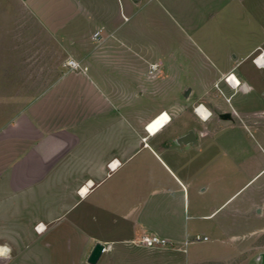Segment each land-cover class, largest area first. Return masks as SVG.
<instances>
[{
    "label": "crops",
    "instance_id": "1",
    "mask_svg": "<svg viewBox=\"0 0 264 264\" xmlns=\"http://www.w3.org/2000/svg\"><path fill=\"white\" fill-rule=\"evenodd\" d=\"M20 1L80 68L64 69L0 127V246L11 249L0 264H170V247L139 245L143 234L184 244L183 261L213 256L191 255L186 246L197 234L220 244V219L210 234L187 220H212L251 178L213 208L190 202L195 175L184 158L200 141L197 135L189 148H177L169 138L194 119L187 72H201L194 73L199 84L208 73L218 80L233 74L244 94L239 103L233 93L234 103L257 99L242 108L264 107V64L253 60L264 56V35L224 64L185 26L233 25L234 4L245 0ZM240 14L243 21L244 10ZM165 25L188 40L171 46ZM95 31L100 35L93 37ZM191 50L201 63L195 68L184 58ZM164 116L170 120L150 132ZM179 116L189 118L168 129ZM111 160L119 162L113 169ZM259 167L254 176L264 173V162ZM225 215L233 220L234 205ZM225 232L221 237L232 234ZM97 242L104 249L90 263Z\"/></svg>",
    "mask_w": 264,
    "mask_h": 264
},
{
    "label": "rangeland",
    "instance_id": "2",
    "mask_svg": "<svg viewBox=\"0 0 264 264\" xmlns=\"http://www.w3.org/2000/svg\"><path fill=\"white\" fill-rule=\"evenodd\" d=\"M233 8V25H185L204 48L211 50L210 57L220 63H224L228 56L232 58L237 48L252 45L264 35V0H245L244 4L236 3ZM243 10L245 15L242 21L238 18ZM165 26L171 46L178 41L183 44L188 40L176 26ZM258 55H263V52L253 60ZM67 57L64 42L51 34L20 0H0V127L67 68L64 64ZM198 57L193 53L184 58L195 68L201 64ZM195 72H187L183 78L194 88L193 95L190 98L188 95L186 99L191 101L189 107L194 119L188 120L184 127L193 128L200 141V145L190 150L184 158L189 167L187 171L195 175L190 202L195 200L203 208H213L251 179L218 209V214L212 220L193 217L187 220L190 226L209 231L208 234L213 231L212 224L217 218L223 230L219 232L221 236L226 229L232 230L231 235L218 237L220 244L212 239L194 240L195 232L190 233V237L194 235L186 246L190 254L213 256L183 261L178 253H183L185 246L175 241L172 247L167 248L169 261L170 264H250L251 257L257 251L264 250V173L254 176L264 162L261 156L264 148V107L251 110L242 108L256 106L257 99L240 107L236 105L235 98L243 103L241 97L244 94L241 84L233 88L230 86L227 81L229 75L218 80L208 73L211 77L204 78L199 84L196 76L201 72H196L197 75ZM233 93L236 97L232 100ZM198 103L210 110L212 115L207 119L197 115L194 106ZM226 112L230 113V117L223 116ZM188 118L179 116L167 128L173 130ZM196 185L204 186V190L198 191ZM233 205L234 218L227 220L226 210ZM223 207L225 209L221 211ZM192 211L190 206L187 214Z\"/></svg>",
    "mask_w": 264,
    "mask_h": 264
},
{
    "label": "water",
    "instance_id": "3",
    "mask_svg": "<svg viewBox=\"0 0 264 264\" xmlns=\"http://www.w3.org/2000/svg\"><path fill=\"white\" fill-rule=\"evenodd\" d=\"M224 117H230V113L223 114ZM169 142L173 147L177 148H189L191 145L197 142L196 132L193 128H189L186 131L169 138ZM258 211V209H257ZM103 250V244L97 242L94 244L89 256L88 261L95 263ZM250 264H264V250L257 251L250 260Z\"/></svg>",
    "mask_w": 264,
    "mask_h": 264
},
{
    "label": "built area",
    "instance_id": "4",
    "mask_svg": "<svg viewBox=\"0 0 264 264\" xmlns=\"http://www.w3.org/2000/svg\"><path fill=\"white\" fill-rule=\"evenodd\" d=\"M98 35H100V31H95L93 33V37H97ZM259 56V55H258ZM64 64L66 67L71 68V69H77L80 68V63L78 60H75L73 58H68L64 61ZM201 105V103H198L197 105L194 106V110L196 111V109L198 108V106ZM163 111H161L159 114H162ZM197 112V111H196ZM158 114V115H159ZM170 120V116L169 119L167 120V122ZM117 164L119 163L118 161L113 162V160L108 162V166L110 169H113L112 165L113 164ZM39 224L35 225L36 230H41L39 228ZM203 238H206V236H203ZM195 240L200 239L199 235H195L194 238ZM136 243H138L139 245H143V246H148V247H172L173 244L175 243V241L169 237H165V236H161V235H157V234H143L140 236L139 239H137ZM104 249V247H103Z\"/></svg>",
    "mask_w": 264,
    "mask_h": 264
},
{
    "label": "clouds",
    "instance_id": "5",
    "mask_svg": "<svg viewBox=\"0 0 264 264\" xmlns=\"http://www.w3.org/2000/svg\"><path fill=\"white\" fill-rule=\"evenodd\" d=\"M197 111H198L202 116H204L205 118H208V117H210V116L212 115L211 111L205 109L203 105H201L200 108L197 109ZM167 119H169V118L166 116V119H163V120H167ZM163 120L158 121V123H157L156 125L153 126L155 130L160 126V123H162ZM0 249H4V250H6L5 253H10V251H11V249H9L7 246H0ZM5 253H4V254H0V256L5 255Z\"/></svg>",
    "mask_w": 264,
    "mask_h": 264
},
{
    "label": "bare ground",
    "instance_id": "6",
    "mask_svg": "<svg viewBox=\"0 0 264 264\" xmlns=\"http://www.w3.org/2000/svg\"><path fill=\"white\" fill-rule=\"evenodd\" d=\"M256 62L258 63V64H264V56L263 55H259V56H257V58H256ZM229 76H233V77H235L233 74H229ZM236 78V77H235ZM236 80L237 81H239L237 78H236ZM227 81L233 86V87H237V86H239L240 85V82L237 84V83H235L234 81H232V80H229V79H227ZM200 106L201 105H199L198 106V108H200ZM197 108V109H198ZM205 108V107H204ZM197 109H196V111H197ZM206 109V108H205ZM195 111V110H194ZM195 111V112H196ZM163 113V112H162ZM197 113V115H199L202 119H207V118H205L204 116H202L198 111L196 112ZM159 115H161V114H159ZM158 115V116H159ZM169 118V117H168ZM40 225V224H39ZM41 230L43 229V227H41L40 228Z\"/></svg>",
    "mask_w": 264,
    "mask_h": 264
},
{
    "label": "snow or ice",
    "instance_id": "7",
    "mask_svg": "<svg viewBox=\"0 0 264 264\" xmlns=\"http://www.w3.org/2000/svg\"><path fill=\"white\" fill-rule=\"evenodd\" d=\"M228 79L234 81V82L237 83V84L239 83V81H237L236 78L233 77V76H229ZM163 119H166V116H164V117L161 118V120H163ZM157 123H158V122H156V124H157ZM156 124H154V125H156ZM154 125H150V126H149V131H150V132H154V131H155V129H154V127H153ZM112 167L115 168V167H116V164L114 163V164L112 165ZM86 191H87L86 188L81 190L82 194H83L84 192H86ZM5 252H6V250H4V249H0V254H4Z\"/></svg>",
    "mask_w": 264,
    "mask_h": 264
}]
</instances>
